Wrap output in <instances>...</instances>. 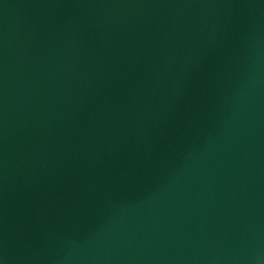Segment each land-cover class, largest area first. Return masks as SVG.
Here are the masks:
<instances>
[{"label":"water","instance_id":"water-1","mask_svg":"<svg viewBox=\"0 0 264 264\" xmlns=\"http://www.w3.org/2000/svg\"><path fill=\"white\" fill-rule=\"evenodd\" d=\"M0 264H264V0H0Z\"/></svg>","mask_w":264,"mask_h":264}]
</instances>
